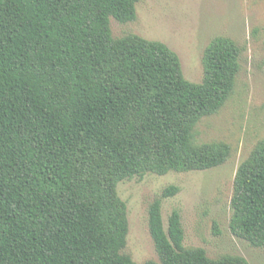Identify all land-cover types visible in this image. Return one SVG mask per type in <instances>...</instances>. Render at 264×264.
Wrapping results in <instances>:
<instances>
[{
  "label": "trees",
  "instance_id": "obj_1",
  "mask_svg": "<svg viewBox=\"0 0 264 264\" xmlns=\"http://www.w3.org/2000/svg\"><path fill=\"white\" fill-rule=\"evenodd\" d=\"M141 0H0V264H138L119 183L147 173L225 163V141L197 140L203 118L235 91L241 49L218 37L203 85L184 80L178 55L111 17L137 18ZM163 190L149 206L159 261L251 264L185 245L182 216L165 226ZM232 232L264 247V139L239 166Z\"/></svg>",
  "mask_w": 264,
  "mask_h": 264
},
{
  "label": "rangeland",
  "instance_id": "obj_2",
  "mask_svg": "<svg viewBox=\"0 0 264 264\" xmlns=\"http://www.w3.org/2000/svg\"><path fill=\"white\" fill-rule=\"evenodd\" d=\"M110 22L115 37L135 33L167 44L180 59L184 80L195 86L205 82L206 51L218 37L232 38L241 49L235 91L197 127L199 142L229 143L230 158L206 170L147 173L121 181L118 191L130 222L124 251L138 264L159 261L149 206L166 187L176 185L179 191L163 198L164 223L167 227L174 210L180 212L187 247H202L212 258L236 254L264 264V247L239 238L230 227L235 176L264 139V0H141L135 20L122 23L111 17Z\"/></svg>",
  "mask_w": 264,
  "mask_h": 264
}]
</instances>
